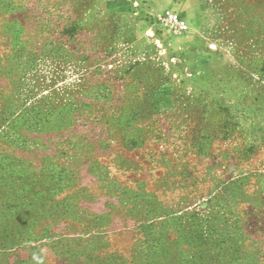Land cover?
Instances as JSON below:
<instances>
[{"label": "rangeland", "instance_id": "374dc122", "mask_svg": "<svg viewBox=\"0 0 264 264\" xmlns=\"http://www.w3.org/2000/svg\"><path fill=\"white\" fill-rule=\"evenodd\" d=\"M198 1L0 0V264H264V0Z\"/></svg>", "mask_w": 264, "mask_h": 264}, {"label": "crops", "instance_id": "0c3cea01", "mask_svg": "<svg viewBox=\"0 0 264 264\" xmlns=\"http://www.w3.org/2000/svg\"><path fill=\"white\" fill-rule=\"evenodd\" d=\"M192 2V0H186V2ZM194 1H196L195 3H193V4H191V10L194 12L192 15H191V17L189 18V20H190V26H193V28H195V27H199L200 28V30L202 31H204V27H206V29L209 31V30H212L213 28H212V26H211V28L212 29H209V25L207 24V20L205 19V18H203V16H202V13H201V8L200 7H198V3H199V1L198 0H194ZM186 19V21H187V19H188V17L187 18H185ZM210 45H213V44H210ZM211 69V68H210Z\"/></svg>", "mask_w": 264, "mask_h": 264}, {"label": "built area", "instance_id": "2783aa9c", "mask_svg": "<svg viewBox=\"0 0 264 264\" xmlns=\"http://www.w3.org/2000/svg\"><path fill=\"white\" fill-rule=\"evenodd\" d=\"M162 18L176 32H184L188 28L186 19L174 12L167 11L163 14Z\"/></svg>", "mask_w": 264, "mask_h": 264}]
</instances>
